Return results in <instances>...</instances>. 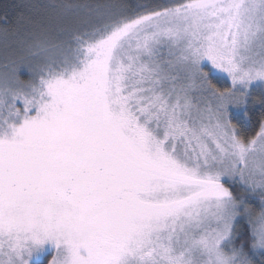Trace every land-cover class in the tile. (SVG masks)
<instances>
[{"label":"snow or ice","instance_id":"snow-or-ice-1","mask_svg":"<svg viewBox=\"0 0 264 264\" xmlns=\"http://www.w3.org/2000/svg\"><path fill=\"white\" fill-rule=\"evenodd\" d=\"M17 7L0 264H264V0Z\"/></svg>","mask_w":264,"mask_h":264},{"label":"trees","instance_id":"trees-1","mask_svg":"<svg viewBox=\"0 0 264 264\" xmlns=\"http://www.w3.org/2000/svg\"><path fill=\"white\" fill-rule=\"evenodd\" d=\"M29 2H34V0H0V18L7 15L10 21H14L17 13L20 11H24L23 8L17 6ZM79 2L102 3L104 2V0H79ZM123 2L131 5H135L137 3H154V2L166 3L169 2V0H123ZM0 51H2V46H0Z\"/></svg>","mask_w":264,"mask_h":264}]
</instances>
